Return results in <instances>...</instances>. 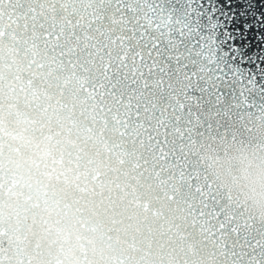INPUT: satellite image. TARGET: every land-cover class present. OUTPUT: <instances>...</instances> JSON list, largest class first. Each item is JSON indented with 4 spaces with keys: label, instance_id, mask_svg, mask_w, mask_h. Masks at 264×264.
<instances>
[{
    "label": "clouds",
    "instance_id": "9594fccd",
    "mask_svg": "<svg viewBox=\"0 0 264 264\" xmlns=\"http://www.w3.org/2000/svg\"><path fill=\"white\" fill-rule=\"evenodd\" d=\"M93 4L94 0H78L72 11L87 19L98 10ZM104 35L101 40L93 33L92 47H108L115 63L120 48L109 43L107 31ZM42 51L34 48L37 57ZM108 60L94 55L93 62L79 70L62 69L56 77L60 91L53 86L46 93L55 101L54 111L38 101L35 107H12L0 116V139L5 148L11 145L29 184L21 185L23 195L18 198H3L0 241L6 243L0 261L220 264L218 255H212L211 239L205 246L199 228H189L194 216L185 203L188 190L169 177L171 161L146 162L142 145L125 138L115 114L109 118L96 112L98 104L88 89ZM152 83L147 91L136 85L131 101L141 107V127L157 123L156 113L161 111L168 119V109L176 102L175 79L170 87ZM200 111L198 127L206 130L185 145L189 164L224 194L230 212L243 209L253 223L264 225V113L241 116L227 99L205 103ZM127 114L121 108V115ZM157 164L165 170L158 171Z\"/></svg>",
    "mask_w": 264,
    "mask_h": 264
},
{
    "label": "snow or ice",
    "instance_id": "6c2138e0",
    "mask_svg": "<svg viewBox=\"0 0 264 264\" xmlns=\"http://www.w3.org/2000/svg\"><path fill=\"white\" fill-rule=\"evenodd\" d=\"M77 3L0 0V116L12 107H35L38 101L54 111L55 101L46 93L53 86L60 91L56 77L61 70H79L93 62L94 55L95 59L108 56L95 86L88 89L98 104L96 112L109 118L114 113L125 138L142 145L146 162L171 161L172 167L166 169L169 177L179 179L188 190L185 203L194 216L189 228H199L205 246L211 239L212 255H218L220 264H264V225L253 223L243 209L230 212L224 194L197 174L184 151L194 135L206 130L197 123L205 103L227 99L241 116L264 113V48L253 58L250 46L246 51L236 35L243 30L237 29V17L256 16L253 0H94L92 7L98 10L87 19L72 11ZM258 22L264 29V12ZM106 31L109 43L114 41L120 48L115 63L108 47H92V34L103 40ZM259 39L264 44V32ZM34 48L47 55L42 51L37 57ZM173 79L178 94L168 109L170 117L164 119V113L158 112L157 123L141 127V107L131 102L136 85L147 91L153 81L170 87ZM39 106L42 109L45 103ZM121 108L128 114L122 116ZM156 169L165 170L159 164ZM21 185L29 186L11 145L5 148L0 139V215L5 194L18 198L23 195ZM5 243L0 241V250Z\"/></svg>",
    "mask_w": 264,
    "mask_h": 264
},
{
    "label": "water",
    "instance_id": "95a60500",
    "mask_svg": "<svg viewBox=\"0 0 264 264\" xmlns=\"http://www.w3.org/2000/svg\"><path fill=\"white\" fill-rule=\"evenodd\" d=\"M252 11L256 12V16L247 15L243 17H237L235 23L237 29H243L242 31H237V39L240 43L245 44L246 51H249L250 46V55L255 58V56L261 53L264 44H262L259 39V34L264 32V29L260 27L258 22L261 12H264V0H253ZM246 24H251V28L245 27ZM248 68H251L252 65H247Z\"/></svg>",
    "mask_w": 264,
    "mask_h": 264
}]
</instances>
